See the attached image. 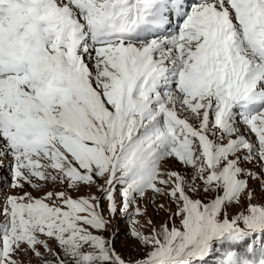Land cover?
Here are the masks:
<instances>
[{"label": "snow or ice", "instance_id": "obj_1", "mask_svg": "<svg viewBox=\"0 0 264 264\" xmlns=\"http://www.w3.org/2000/svg\"><path fill=\"white\" fill-rule=\"evenodd\" d=\"M0 264H264V0H0Z\"/></svg>", "mask_w": 264, "mask_h": 264}, {"label": "rangeland", "instance_id": "obj_2", "mask_svg": "<svg viewBox=\"0 0 264 264\" xmlns=\"http://www.w3.org/2000/svg\"><path fill=\"white\" fill-rule=\"evenodd\" d=\"M171 167H173V168H175V169H179V168H180V166H179L178 164H172ZM198 183H199V182H198ZM49 187H51V185H50ZM45 190H47V189H45ZM3 191H4L5 193H7L9 190H8L7 188H5V189H3ZM13 194H15V193H13ZM33 195H38V193H33ZM201 199H205V197L201 196ZM149 214H150V215L152 214V209H151V208L149 209ZM161 218H163V216L157 218V221H156L157 224H159V221H160ZM142 222H143V221H142ZM114 224H115V222H114ZM124 227H125V226L121 225V229H122V230L124 229ZM122 239H123V237H121L120 240L117 241V250H121V242H120V241H121Z\"/></svg>", "mask_w": 264, "mask_h": 264}]
</instances>
